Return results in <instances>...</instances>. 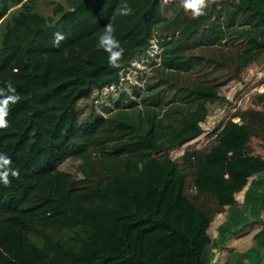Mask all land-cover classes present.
Masks as SVG:
<instances>
[{
    "label": "trees",
    "instance_id": "16d2710c",
    "mask_svg": "<svg viewBox=\"0 0 264 264\" xmlns=\"http://www.w3.org/2000/svg\"><path fill=\"white\" fill-rule=\"evenodd\" d=\"M38 1L0 0V100L18 97L0 127L16 171L0 184V264H222L209 232L264 172V91L219 132L206 121L263 69L264 0H49L47 17ZM108 28L118 50L100 44ZM152 39L140 107L80 122L78 102ZM186 98L188 118L157 119Z\"/></svg>",
    "mask_w": 264,
    "mask_h": 264
},
{
    "label": "rangeland",
    "instance_id": "374dc122",
    "mask_svg": "<svg viewBox=\"0 0 264 264\" xmlns=\"http://www.w3.org/2000/svg\"><path fill=\"white\" fill-rule=\"evenodd\" d=\"M37 6L44 16H51L53 9L52 2L49 0L38 1ZM153 42H151V46L145 53L134 55L127 67L121 70L120 80L117 86L113 85L101 91L93 89L89 99L78 102L77 110L80 122H85L92 118V116L93 119L90 121H94L97 116L106 118L118 111L133 110L140 107L139 100L144 92V83L147 73L155 67L158 59H160L161 50L155 42ZM263 80L264 66L259 74L255 75L247 85H237L227 93L226 96L229 98L228 102L221 104L206 121L210 132L217 133L223 128L225 122L230 118L243 95L257 91L263 92L264 89L257 85ZM195 103L196 99L186 98L178 106V113H174V109H170L168 112L160 111L156 114L158 115L157 119L163 121L162 123L164 125L177 123L188 118L189 112L193 110ZM233 121L236 123L239 122V120L235 121L234 119ZM209 138H211V136L201 138L195 141L193 146L199 147ZM79 165L80 163L78 161L68 160L60 165V169L73 174L76 178H80ZM212 238L213 241H216L214 245L209 247V251L213 256H216L218 240L215 232H213Z\"/></svg>",
    "mask_w": 264,
    "mask_h": 264
},
{
    "label": "crops",
    "instance_id": "0c3cea01",
    "mask_svg": "<svg viewBox=\"0 0 264 264\" xmlns=\"http://www.w3.org/2000/svg\"><path fill=\"white\" fill-rule=\"evenodd\" d=\"M212 231L218 240L214 259L223 257L222 264H264V172L251 177L236 204L218 216L209 232L214 245Z\"/></svg>",
    "mask_w": 264,
    "mask_h": 264
},
{
    "label": "clouds",
    "instance_id": "9594fccd",
    "mask_svg": "<svg viewBox=\"0 0 264 264\" xmlns=\"http://www.w3.org/2000/svg\"><path fill=\"white\" fill-rule=\"evenodd\" d=\"M201 3H202V0H201ZM125 11H128V10L125 9ZM59 39H61V37L59 36V34H57L56 40H59ZM106 41L110 42L114 49H117V50L119 49V42L112 36L111 28L106 29L103 36L101 37V40H100L101 46ZM116 55H118V51L117 52H110V55H109V62L110 63L113 62V57ZM0 91H2V90H0ZM8 91L9 92L14 91L12 89L11 85H9ZM16 99H18V97H16L15 95H9V96L5 97L4 99L0 100V127L6 126V121L4 119V116L6 115L5 105L9 101L15 102ZM7 165H8V158L3 156V155H0V168L3 169V170H0V184H4V185L8 184L9 172L11 173V175L13 177L16 176V171L14 169H9L8 167H6Z\"/></svg>",
    "mask_w": 264,
    "mask_h": 264
},
{
    "label": "built area",
    "instance_id": "2783aa9c",
    "mask_svg": "<svg viewBox=\"0 0 264 264\" xmlns=\"http://www.w3.org/2000/svg\"><path fill=\"white\" fill-rule=\"evenodd\" d=\"M153 41H154V40L152 39V40H151V42H153ZM153 43H154V42H153ZM155 44H156V43H155ZM159 61H160V59H158V62H157V64H156V65H158V64H159ZM156 65H155V66H156ZM120 73H121V72H120ZM112 86H113V85H112ZM106 88H108V87H106ZM106 88H103V89H106ZM103 89H102V90H103Z\"/></svg>",
    "mask_w": 264,
    "mask_h": 264
}]
</instances>
